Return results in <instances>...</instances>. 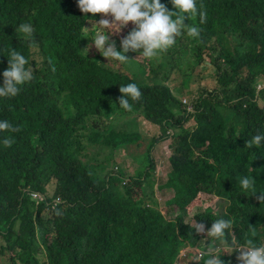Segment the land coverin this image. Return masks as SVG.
Segmentation results:
<instances>
[{"label":"trees","instance_id":"obj_1","mask_svg":"<svg viewBox=\"0 0 264 264\" xmlns=\"http://www.w3.org/2000/svg\"><path fill=\"white\" fill-rule=\"evenodd\" d=\"M162 2L172 9L170 0ZM196 5L204 22L197 13L185 23L198 27V36L184 35L156 58L117 68L94 47L85 50L91 26L110 19L105 14L86 19L76 0H0V83L11 46L34 74L16 97L0 98V119L17 129L0 132V140L10 141L0 143V264H190L180 256L188 246L201 251L200 262L193 257L191 264H204L209 249L221 244L187 221L200 193L230 205L223 215L199 209L195 221L210 227L213 219H230L226 242H264L260 193L241 192L236 179L253 174L264 190V147H245L264 132V0ZM20 23L33 25L31 44L21 43ZM127 83L142 93L130 100L131 110L118 108L120 85ZM185 95L192 107L183 109ZM167 119L182 129L181 141H174L179 150L169 177L159 182L151 152ZM191 120L194 128L186 130ZM144 121L162 128L161 135L148 141ZM128 146L135 152L128 159L138 165L133 175L117 159ZM156 186L173 192L163 207ZM170 206H178L173 218ZM237 255L221 259L239 264Z\"/></svg>","mask_w":264,"mask_h":264},{"label":"clouds","instance_id":"obj_2","mask_svg":"<svg viewBox=\"0 0 264 264\" xmlns=\"http://www.w3.org/2000/svg\"><path fill=\"white\" fill-rule=\"evenodd\" d=\"M76 2L79 10L85 14L86 19L95 20L97 13L110 17V19L100 18L98 23L91 26L92 35L90 37L86 36L91 41L85 48L87 53L94 47L105 58V64H109L112 61L127 62L129 60H151L156 58L161 53L170 51L175 45L177 38L184 35L189 37L198 36V27L185 23V20H191L198 13L200 22L203 23L206 15L202 10L197 9L196 0H170L172 9H169L162 0H76ZM88 13L92 14L91 18L87 16ZM129 22L134 27L127 32L126 36L121 35L122 30L129 26ZM16 32L19 34L21 43L27 42L31 44L33 41L34 28L31 23H20L16 27ZM113 34L114 39L110 40V35L113 36ZM129 52L138 53V57L135 59L129 58ZM4 56L8 57V66L2 72L3 80L0 83V98H14L20 93L23 85L33 80L34 74L29 66V59L17 49L11 46L7 55ZM127 75L131 76L130 74ZM119 91L121 97L118 108L124 110H131L132 104L130 100L137 101L142 95L136 83L120 85ZM183 106V109L192 107V102L184 99ZM166 123H170V125L166 128V132L163 131V137L157 142L155 148L158 145H163L167 148L171 154V163L172 158L177 156L179 150V145L174 144V141H181L177 139V136L182 133V129L175 127L173 125L174 122L169 119H167ZM191 123L194 124V121ZM185 125L186 123H184L183 127ZM159 129L160 132L156 137L161 135L162 128L159 127ZM185 129L187 130V128ZM6 130L15 132L17 129L7 120L0 119V132ZM0 143L8 145L10 141L4 138L0 140ZM245 147H255L257 150L264 147V132H258L250 136ZM214 164H216V161ZM169 172H167V175H169ZM236 179L241 192L250 194V196L260 193L258 199L264 204V190L258 188L253 174L241 175L236 177ZM38 196L36 195L35 198ZM224 214H228L227 209ZM189 225L195 230L196 234L206 235V237L213 238L223 245V247L210 248L208 259L204 264H224L221 258L233 252L238 253L236 259L239 264H264V242L259 239H245L242 243L236 240L230 243L226 242V235L232 229V220L222 217L213 219L210 227H207L203 222L197 221H195L194 225ZM194 250L201 255V251L198 248L188 246L182 250L185 251V257L181 256V253L180 256L184 260L190 259L191 261L195 257V261L199 263L201 257L198 254H192ZM186 254L190 258L186 259Z\"/></svg>","mask_w":264,"mask_h":264},{"label":"rangeland","instance_id":"obj_3","mask_svg":"<svg viewBox=\"0 0 264 264\" xmlns=\"http://www.w3.org/2000/svg\"><path fill=\"white\" fill-rule=\"evenodd\" d=\"M90 43H91V41L89 40V42H87V45H89ZM110 64L112 66L117 67V68H122L120 62L112 61V62H110ZM162 74H164V73H162ZM172 81H176L174 88L176 86H178V88L175 91L177 92V91L181 90L178 78H173ZM206 88H208V87H206ZM211 89H213V88L211 87ZM184 98L187 99L188 101H190V97H188V95H185L184 97H182V100ZM192 121L188 122L185 125V128L193 129L195 124L193 125V123H191ZM142 125H143V128H142L141 132L143 133V135L145 137H147L148 141L152 140L153 137H156L160 132L159 126L153 125L147 121H144L142 123ZM178 132H180V130H178ZM147 144L148 143L146 142L144 148L141 150L142 153L145 152V150L147 148ZM130 149H131L132 154L135 153V152H133V149L130 146H128L124 150L122 149V153L117 156V159H119L118 161L122 162L121 168H122V171H124V173L126 175L135 174L136 169L138 168V165L133 161V159H128ZM151 156L155 162L156 171L154 174L158 175V181L159 182L166 181L167 177H169V176H167V172H169L171 170V163H170L171 154H170L169 150H167V148H165L163 145H158L151 152ZM159 182H158V185L161 184ZM157 186L155 187V193H153L151 191L147 192V194L145 196L146 202H148L149 204H152V201L150 200V198H151V193H153L155 196V199L159 202V205L161 207H163L166 202L171 201V199L173 197V192L171 191V189H164V191H161L162 189L157 188ZM229 204H230L229 201H226V199L223 197H219V196L211 195V194H207V193H200L199 196L188 207L187 221L190 222L191 224H194L195 223V220H194L195 213L199 209H206L207 207L213 208L217 213L224 214L226 209H227V206H229ZM177 207L170 206L172 218L178 212ZM203 236L206 237V235H203ZM205 242L206 241H204V243ZM220 247H223V245H221ZM194 248H196V247H194ZM192 254H198L199 255L200 253L198 251L194 250L192 252ZM181 256L185 257V251L181 252ZM188 258H190V257L187 255L186 259H188ZM185 262L191 264V262H193V260L191 261L189 259V260H185Z\"/></svg>","mask_w":264,"mask_h":264}]
</instances>
